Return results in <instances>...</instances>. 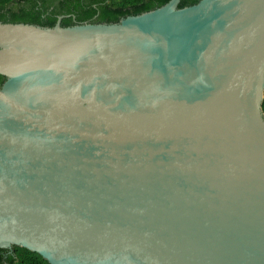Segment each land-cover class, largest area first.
<instances>
[{"label":"water","instance_id":"water-1","mask_svg":"<svg viewBox=\"0 0 264 264\" xmlns=\"http://www.w3.org/2000/svg\"><path fill=\"white\" fill-rule=\"evenodd\" d=\"M180 2L0 21V248L264 264V0Z\"/></svg>","mask_w":264,"mask_h":264},{"label":"trees","instance_id":"trees-1","mask_svg":"<svg viewBox=\"0 0 264 264\" xmlns=\"http://www.w3.org/2000/svg\"><path fill=\"white\" fill-rule=\"evenodd\" d=\"M170 0H0L1 22H23L53 27L59 16L62 26L82 23H118L130 15H139L157 9ZM200 0H181L179 8ZM6 77L0 74V88ZM264 112V101L262 104ZM0 248V264H50L41 254L14 245Z\"/></svg>","mask_w":264,"mask_h":264},{"label":"flooded vegetation","instance_id":"flooded-vegetation-1","mask_svg":"<svg viewBox=\"0 0 264 264\" xmlns=\"http://www.w3.org/2000/svg\"><path fill=\"white\" fill-rule=\"evenodd\" d=\"M11 253L10 249L8 251L4 252L5 258Z\"/></svg>","mask_w":264,"mask_h":264}]
</instances>
